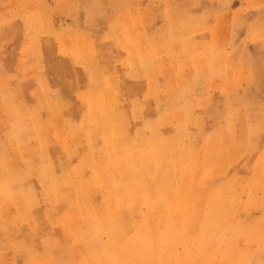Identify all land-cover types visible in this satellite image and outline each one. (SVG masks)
I'll use <instances>...</instances> for the list:
<instances>
[{
  "label": "rangeland",
  "instance_id": "1",
  "mask_svg": "<svg viewBox=\"0 0 264 264\" xmlns=\"http://www.w3.org/2000/svg\"><path fill=\"white\" fill-rule=\"evenodd\" d=\"M207 1L0 0V264H264V0Z\"/></svg>",
  "mask_w": 264,
  "mask_h": 264
},
{
  "label": "crops",
  "instance_id": "2",
  "mask_svg": "<svg viewBox=\"0 0 264 264\" xmlns=\"http://www.w3.org/2000/svg\"><path fill=\"white\" fill-rule=\"evenodd\" d=\"M236 0H231V3H230V5H231V11H233L232 10V5H233V3L235 2ZM209 3V1H207V0H201V2H200V6L201 7H206V5ZM215 6V5H214ZM210 10V9H209ZM234 12V11H233ZM1 20H4L3 22L4 23H2V22H0V26H3V25H5L6 23H7V21L8 20H11L10 18H2V19H0V21ZM208 20H210L211 21V18H208ZM43 36V35H42ZM41 36V37H42ZM36 62H39V60L37 61H34L33 63L35 64ZM43 68H45L47 65H48V63H45V61L43 60ZM47 68V67H46ZM4 70V65H3V62H2V58L0 57V73L2 72ZM35 72H37V78L36 79H40V80H42V79H45L47 82H49L50 83V81L48 80V77H47V74H42V73H40V72H44V71H41V70H38V71H35ZM28 73H30V72H28ZM42 74V75H41ZM4 78V79H6L7 77L6 76H4V74H0V79L1 78ZM7 80V79H6ZM3 81V80H2ZM34 83H33V85L30 87L31 88V90H34L35 89V87L39 84V83H37L36 81H33ZM9 82L7 81V84H8ZM48 83V84H49ZM51 84H49V86H50ZM52 87H54V88H56V87H58L57 85H52V86H50V88L52 89ZM218 91H219V93H218V102H220V100L222 101L223 99H224V95H222L221 94V91L218 89ZM12 92H14V91H12ZM31 92V91H30ZM14 95H15V97L17 98V99H21V100H23V101H29L30 102V105H32V104H35L36 103V101L37 100H35V98H31V93H30V97H26L23 93H18V92H14ZM31 101H34V103L32 102L31 103Z\"/></svg>",
  "mask_w": 264,
  "mask_h": 264
}]
</instances>
